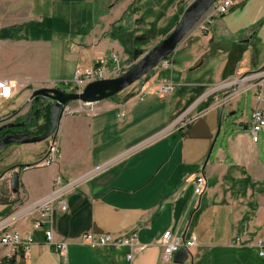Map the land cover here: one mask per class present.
Listing matches in <instances>:
<instances>
[{
  "label": "crops",
  "instance_id": "0c3cea01",
  "mask_svg": "<svg viewBox=\"0 0 264 264\" xmlns=\"http://www.w3.org/2000/svg\"><path fill=\"white\" fill-rule=\"evenodd\" d=\"M191 2L0 0V81L13 87L9 99H0V124L23 121L39 107L31 94L69 86L75 67L101 62L108 78L119 76L137 60L131 52L163 39ZM132 4L149 8L147 21L139 9L128 23L119 22ZM209 21L205 35L197 25L178 44L169 69L152 70L80 113H70L80 103H69L55 132L56 165L35 166L48 142L13 144L0 152L7 188L0 212L12 216L21 237L32 239L19 264H177L160 259L157 240L166 231L196 242L182 264H264L253 247L264 240V128L255 143L250 133L251 113L257 107L264 112V103L255 101L264 85V0H246ZM113 25L130 26L134 44L148 32L151 37L144 47L125 51L110 36ZM149 25L156 31H147ZM169 82V94H155ZM198 175L206 186L196 196ZM56 176L75 187L65 197V212L55 208L49 215L55 241L67 244L63 256L45 244L43 231L32 229L34 216L27 215L47 198ZM130 232L139 245L133 250L79 244L85 233Z\"/></svg>",
  "mask_w": 264,
  "mask_h": 264
},
{
  "label": "built area",
  "instance_id": "2783aa9c",
  "mask_svg": "<svg viewBox=\"0 0 264 264\" xmlns=\"http://www.w3.org/2000/svg\"><path fill=\"white\" fill-rule=\"evenodd\" d=\"M246 0H216L208 9L205 23H200V20L195 26H198L199 33L205 35L208 31L207 24L209 20L226 14L232 7L243 3ZM194 26V28H195ZM170 57H167L161 61L155 69L167 70L170 68ZM154 69V70H155ZM108 79L101 62L89 69H83L75 67L73 72V78L71 82L65 85H72L75 92L82 90L84 86L91 82ZM173 89L172 84H160L157 86L155 94L165 95L169 94ZM13 94V87L8 81H0V99H9ZM144 92L137 96V99H142ZM255 101L257 105L264 103V85L261 87L260 92L256 95ZM70 113H80L83 111L84 105L82 104ZM91 104V103H88ZM66 110V108H65ZM65 112V111H64ZM264 128V112L257 107L250 117V133L251 141L255 143L257 141V134ZM60 159V153L58 148V140L56 133L52 134L48 138V147L44 154V157L35 165L36 167H52L58 163ZM30 168L25 167L24 169ZM195 187L194 194L199 196L205 189L206 182L202 175H198L194 179ZM74 184L64 182L60 176H56L51 182V189L47 198L30 207L27 215H32L33 223L32 229L34 231L42 230L44 233L45 244L50 246L55 253L63 256L66 253V242L55 241L51 227L49 226V215L57 208L60 212L66 210L65 197L70 190H73ZM12 216H6L0 219V264H19L23 258H27L29 255V248L32 244L31 235L21 237L18 231L12 227ZM237 240L235 243L237 244ZM79 244L85 245L91 248H115L119 246H125L130 250L138 248L139 245L136 242V233L130 232L122 236L114 235H98L94 233L82 234L79 238ZM157 245L161 249L160 259L162 262H168L172 260L173 254L178 249H185L189 252L192 248L196 247L195 240L190 236L183 238L178 235H173L170 231L164 232L157 240ZM253 247L257 250L259 257H264V240L259 238L253 244ZM141 248V246H140ZM131 260V254L126 255V261Z\"/></svg>",
  "mask_w": 264,
  "mask_h": 264
},
{
  "label": "water",
  "instance_id": "95a60500",
  "mask_svg": "<svg viewBox=\"0 0 264 264\" xmlns=\"http://www.w3.org/2000/svg\"><path fill=\"white\" fill-rule=\"evenodd\" d=\"M215 1L216 0H192L184 9L172 30L146 53L140 56L129 69L117 77L91 82L84 86L79 92H64L57 88H42L35 90L31 94L30 99L38 103L39 107L31 116L27 115L21 122L0 124V152L9 145L34 144L48 139L56 132L58 121L69 103L78 102L88 104L107 100L143 78L150 71L154 70L161 61L174 52L178 44L194 28L200 18L207 13L208 9ZM46 104L50 106V124L48 130L40 135L19 133L17 130L23 127H29L31 122L34 121L37 113L41 111ZM228 124L229 127L234 125L233 122L229 121ZM17 190L18 174L17 172H13L10 178V191L15 194ZM188 257V252L181 248L173 254L172 261L177 264H182Z\"/></svg>",
  "mask_w": 264,
  "mask_h": 264
},
{
  "label": "trees",
  "instance_id": "16d2710c",
  "mask_svg": "<svg viewBox=\"0 0 264 264\" xmlns=\"http://www.w3.org/2000/svg\"><path fill=\"white\" fill-rule=\"evenodd\" d=\"M173 1L174 0H171V2H173ZM138 10L139 9L136 7V5L132 4L123 13V16L119 19V22L123 21V20L127 22L128 18L131 17ZM110 36L114 40H117L124 47L125 51H129L127 47L130 45L131 42H130V35L126 32V28H124L123 26H120V25L114 27V25H113L112 28H111ZM147 37H149V38L151 37V32L147 33L143 37H139L138 39H142V41L141 42L138 41V42L139 43H146L145 39H147ZM147 51L148 50L139 49V50L134 51L133 52L134 54L131 51H129V52H131V55H132L133 59H138L140 56H142ZM70 92H75V89H72V91H70ZM37 108H38L37 106L34 107L33 110L30 112L29 116H31L35 112V110ZM39 120H41L42 123L39 124V125H36ZM49 124H50V106L46 104L44 106V108L37 113V115H36V117L34 119L33 128L35 127L36 131L33 134L34 135L43 134L44 132H46L48 130ZM30 127H32V126L23 127V130H25L27 132V131H29ZM17 131H19V129Z\"/></svg>",
  "mask_w": 264,
  "mask_h": 264
},
{
  "label": "rangeland",
  "instance_id": "374dc122",
  "mask_svg": "<svg viewBox=\"0 0 264 264\" xmlns=\"http://www.w3.org/2000/svg\"><path fill=\"white\" fill-rule=\"evenodd\" d=\"M139 9L141 10V14H140V16L141 17H143L144 19H145V21H147L146 19L147 18H149L150 17V11H149V8L147 7V6H145V5H143L142 4V6H141V4L139 5ZM179 18V17H178ZM177 18V19H178ZM150 19H153V18H150ZM130 24H132V22H129ZM130 28V26H127L126 27V32H128V29ZM131 29V28H130ZM156 29H157V27H153L152 25H149V28H148V30L147 31H156ZM149 33V32H148ZM145 35V34H144ZM167 35V34H166ZM133 45H134V47L137 49V48H142V47H144V45H142L141 43H130V45L128 46V47H130V48H132L133 47ZM144 49V48H143ZM170 56H173V53H171V55ZM169 56V57H170ZM59 88L61 89V90H64V91H66V92H70V91H72V89H73V87H72V85L70 84L69 86H63V85H61V86H59ZM42 123V121L41 120H39L38 121V123L36 124V125H39V124H41ZM35 125V126H36ZM29 130L30 131H27L26 133H31V134H33L36 130H35V127L33 128V127H30L29 128ZM34 135V134H33ZM43 142H48V139H46L45 141H43ZM3 168H0V176L2 175V173H3ZM1 179V178H0ZM6 186H5V184H4V182H3V180L1 179L0 180V194H5V191H7L6 189L7 188H5ZM5 212H3V213H1L0 212V217L1 218H3L4 216H5V214H4Z\"/></svg>",
  "mask_w": 264,
  "mask_h": 264
},
{
  "label": "flooded vegetation",
  "instance_id": "af4514ba",
  "mask_svg": "<svg viewBox=\"0 0 264 264\" xmlns=\"http://www.w3.org/2000/svg\"><path fill=\"white\" fill-rule=\"evenodd\" d=\"M33 124H34V121H32V122H31L30 126H32V127H33ZM29 131H30V130H29Z\"/></svg>",
  "mask_w": 264,
  "mask_h": 264
}]
</instances>
